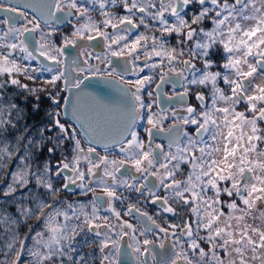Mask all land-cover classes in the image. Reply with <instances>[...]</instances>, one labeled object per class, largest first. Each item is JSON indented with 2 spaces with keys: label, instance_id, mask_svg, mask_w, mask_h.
Here are the masks:
<instances>
[{
  "label": "snow or ice",
  "instance_id": "1",
  "mask_svg": "<svg viewBox=\"0 0 264 264\" xmlns=\"http://www.w3.org/2000/svg\"><path fill=\"white\" fill-rule=\"evenodd\" d=\"M0 13V264H264V0Z\"/></svg>",
  "mask_w": 264,
  "mask_h": 264
},
{
  "label": "water",
  "instance_id": "2",
  "mask_svg": "<svg viewBox=\"0 0 264 264\" xmlns=\"http://www.w3.org/2000/svg\"><path fill=\"white\" fill-rule=\"evenodd\" d=\"M1 15V13H0ZM86 84L88 87L84 89L85 92L92 93L94 96H100L101 92L99 90H105V91H112L111 89H107L106 86L103 83L98 82L95 79H90L86 81ZM66 95L72 96L73 93L76 91L75 89L73 90H66ZM67 119V117H65ZM128 264H134L133 258L131 256L127 257Z\"/></svg>",
  "mask_w": 264,
  "mask_h": 264
},
{
  "label": "flooded vegetation",
  "instance_id": "3",
  "mask_svg": "<svg viewBox=\"0 0 264 264\" xmlns=\"http://www.w3.org/2000/svg\"><path fill=\"white\" fill-rule=\"evenodd\" d=\"M22 10H24V9H22ZM25 11H28V13H29L30 16L32 15V12H31L30 9H27V10H25ZM3 16H4V14L1 13V15H0V19H3ZM62 84H63V82H61V86H62ZM169 88H170V86L165 85V89H166V90H168ZM66 92H67V91L62 92L61 95H66Z\"/></svg>",
  "mask_w": 264,
  "mask_h": 264
},
{
  "label": "rangeland",
  "instance_id": "4",
  "mask_svg": "<svg viewBox=\"0 0 264 264\" xmlns=\"http://www.w3.org/2000/svg\"><path fill=\"white\" fill-rule=\"evenodd\" d=\"M28 63V62H25ZM33 66H35V62H31ZM49 74L45 73L43 78H48Z\"/></svg>",
  "mask_w": 264,
  "mask_h": 264
},
{
  "label": "trees",
  "instance_id": "5",
  "mask_svg": "<svg viewBox=\"0 0 264 264\" xmlns=\"http://www.w3.org/2000/svg\"><path fill=\"white\" fill-rule=\"evenodd\" d=\"M8 207H9L10 210H14L12 205H8Z\"/></svg>",
  "mask_w": 264,
  "mask_h": 264
}]
</instances>
